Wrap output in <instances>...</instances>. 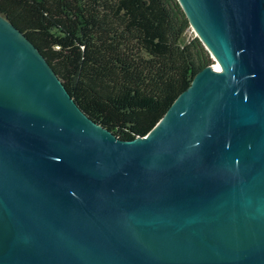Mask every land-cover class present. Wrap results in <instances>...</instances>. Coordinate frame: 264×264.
Segmentation results:
<instances>
[{"label":"water","instance_id":"water-1","mask_svg":"<svg viewBox=\"0 0 264 264\" xmlns=\"http://www.w3.org/2000/svg\"><path fill=\"white\" fill-rule=\"evenodd\" d=\"M179 2L217 62L134 139L0 12V264H264V0Z\"/></svg>","mask_w":264,"mask_h":264},{"label":"trees","instance_id":"trees-1","mask_svg":"<svg viewBox=\"0 0 264 264\" xmlns=\"http://www.w3.org/2000/svg\"><path fill=\"white\" fill-rule=\"evenodd\" d=\"M79 107L121 139L145 135L213 62L179 0H0Z\"/></svg>","mask_w":264,"mask_h":264},{"label":"rangeland","instance_id":"rangeland-1","mask_svg":"<svg viewBox=\"0 0 264 264\" xmlns=\"http://www.w3.org/2000/svg\"><path fill=\"white\" fill-rule=\"evenodd\" d=\"M191 32H193L194 34H196L192 27H191ZM210 54H211V53H210ZM211 56H212V58H213V63H216L217 61H216V59L214 58V56H213L212 54H211Z\"/></svg>","mask_w":264,"mask_h":264}]
</instances>
